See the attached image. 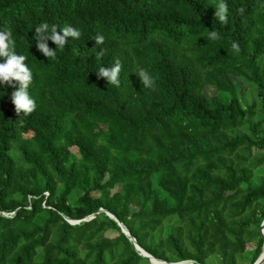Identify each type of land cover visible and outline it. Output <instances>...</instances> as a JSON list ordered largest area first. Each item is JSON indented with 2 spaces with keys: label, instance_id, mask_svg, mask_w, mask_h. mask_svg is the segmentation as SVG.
Here are the masks:
<instances>
[{
  "label": "trees",
  "instance_id": "1",
  "mask_svg": "<svg viewBox=\"0 0 264 264\" xmlns=\"http://www.w3.org/2000/svg\"><path fill=\"white\" fill-rule=\"evenodd\" d=\"M226 2L222 23L218 0H0V29L27 57L36 103L22 116L14 84L0 88V264H152L100 208L157 258L255 261L264 243V0ZM44 21L81 37L46 58L34 40ZM117 60L119 86L98 78ZM140 67L153 87L140 83ZM110 229L118 234L107 237Z\"/></svg>",
  "mask_w": 264,
  "mask_h": 264
},
{
  "label": "clouds",
  "instance_id": "2",
  "mask_svg": "<svg viewBox=\"0 0 264 264\" xmlns=\"http://www.w3.org/2000/svg\"><path fill=\"white\" fill-rule=\"evenodd\" d=\"M214 16L219 22L227 23L228 21V5L226 0H218L214 8ZM211 39H219V33L213 30L208 32ZM71 37L78 40L81 37V30L73 26H65L57 31L55 25L49 26L44 21L34 28V40L36 49L46 58H55L57 49H63L66 38ZM94 45L103 44L105 37L103 34H96ZM48 41L53 42L54 48L49 47ZM236 48V45L233 44ZM15 40L12 39L11 29H0V88L6 84L13 86L11 92V102L15 111L22 116H27L36 108L34 98L29 93V86L32 83V69L25 63L27 57L24 54L17 53L15 50ZM104 49L101 48L95 53L96 57H103ZM121 63L119 60L114 62L112 66H99L97 74L98 78L103 77L105 82L119 86L120 84ZM140 83L145 88H151L154 85V77L143 67L135 72Z\"/></svg>",
  "mask_w": 264,
  "mask_h": 264
},
{
  "label": "water",
  "instance_id": "3",
  "mask_svg": "<svg viewBox=\"0 0 264 264\" xmlns=\"http://www.w3.org/2000/svg\"><path fill=\"white\" fill-rule=\"evenodd\" d=\"M101 211H105V213L111 217L112 219H114L116 221V223L118 224L120 230L128 237V239L132 242L134 248L138 251V253L144 257H147L149 262H151L152 264H180L181 262H183L184 260L181 261H175V262H170V261H166L164 259H160L155 257L154 255H152L151 253L147 252L144 248H142L136 241L135 237L130 233V231L128 230V228L121 222L119 221L111 212L104 210L102 208H100ZM91 217V215L89 216ZM67 221H69L70 223L74 224V223H78L80 220H73V219H69L66 218ZM261 236L264 238V219L262 220L260 227H259ZM264 246V243L262 245V247ZM185 261H193L191 259L185 260ZM264 262V253L262 252V248L261 251L259 253V255L257 256V258L255 259V261L252 264H262ZM192 263L194 264H201L199 262H195L193 261Z\"/></svg>",
  "mask_w": 264,
  "mask_h": 264
},
{
  "label": "rangeland",
  "instance_id": "4",
  "mask_svg": "<svg viewBox=\"0 0 264 264\" xmlns=\"http://www.w3.org/2000/svg\"><path fill=\"white\" fill-rule=\"evenodd\" d=\"M232 79H233V81H235V82H237L238 84H240V85L242 86L243 89H245V84H244V82L242 81L241 78H235V77H232ZM203 92H204V94H205L206 96H211V95H213V94L215 93V88H214L213 85H205L204 88H203ZM31 134H32L31 132H28V133H26V134H24V135H25L26 137H28V136H30ZM71 150H72L74 153H76V154L78 153L76 147H72ZM253 152H254V153H257V152H259V149H257V148H253ZM117 188H118V186H117L115 189H117ZM117 234H118L117 231L114 230V229L107 230L106 233H105V235H106L107 237H114V236H116ZM254 247H255V243H254V242H251V243H248V244H247V249H252V248H254Z\"/></svg>",
  "mask_w": 264,
  "mask_h": 264
},
{
  "label": "built area",
  "instance_id": "5",
  "mask_svg": "<svg viewBox=\"0 0 264 264\" xmlns=\"http://www.w3.org/2000/svg\"><path fill=\"white\" fill-rule=\"evenodd\" d=\"M192 262H193V261H185V260H184V261L181 262L180 264H192Z\"/></svg>",
  "mask_w": 264,
  "mask_h": 264
},
{
  "label": "bare ground",
  "instance_id": "6",
  "mask_svg": "<svg viewBox=\"0 0 264 264\" xmlns=\"http://www.w3.org/2000/svg\"><path fill=\"white\" fill-rule=\"evenodd\" d=\"M262 252L264 253V246L262 247ZM192 264H194V263H192Z\"/></svg>",
  "mask_w": 264,
  "mask_h": 264
}]
</instances>
